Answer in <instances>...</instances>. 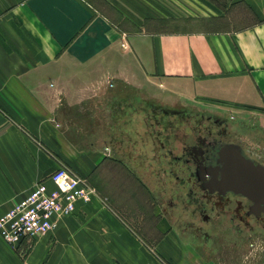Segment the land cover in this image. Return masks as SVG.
<instances>
[{
    "label": "crops",
    "instance_id": "0c3cea01",
    "mask_svg": "<svg viewBox=\"0 0 264 264\" xmlns=\"http://www.w3.org/2000/svg\"><path fill=\"white\" fill-rule=\"evenodd\" d=\"M172 3L0 0V215L60 165L94 189L32 244L0 238V264H264L230 227L210 253L145 174L169 159L150 127L188 107L264 149V0ZM195 5L211 14L171 15Z\"/></svg>",
    "mask_w": 264,
    "mask_h": 264
},
{
    "label": "flooded vegetation",
    "instance_id": "af4514ba",
    "mask_svg": "<svg viewBox=\"0 0 264 264\" xmlns=\"http://www.w3.org/2000/svg\"><path fill=\"white\" fill-rule=\"evenodd\" d=\"M180 118L183 121L187 119L185 115ZM171 122L157 121L156 126L161 128L158 134L164 139L160 147L164 155L169 157L166 169L161 163L158 169L161 168L160 172L165 178L164 190L168 194V204L177 215L174 221L187 225L186 228L206 239L211 232L214 235L221 229V226L213 225L218 220L223 226L225 222L227 227L238 232L251 234L256 230L264 231V212L254 210L251 203L238 193L217 189L208 176L202 179L204 173L208 175L217 166V151L222 145H238L243 157L262 166L264 152L246 149L242 142L230 137L231 133L220 121L210 125L194 123L187 129L185 127V132L178 138L177 134L169 131Z\"/></svg>",
    "mask_w": 264,
    "mask_h": 264
},
{
    "label": "built area",
    "instance_id": "2783aa9c",
    "mask_svg": "<svg viewBox=\"0 0 264 264\" xmlns=\"http://www.w3.org/2000/svg\"><path fill=\"white\" fill-rule=\"evenodd\" d=\"M52 189L42 182L34 183L29 193L0 215V238L9 245L21 239L44 235L57 220L71 213L78 200L87 202L94 195L84 177L60 165L48 175Z\"/></svg>",
    "mask_w": 264,
    "mask_h": 264
},
{
    "label": "rangeland",
    "instance_id": "374dc122",
    "mask_svg": "<svg viewBox=\"0 0 264 264\" xmlns=\"http://www.w3.org/2000/svg\"><path fill=\"white\" fill-rule=\"evenodd\" d=\"M178 1V0H177ZM221 2L223 0H220ZM173 6H174V0H173ZM223 6V5H221ZM188 8L190 9V11H186V12H183V16L180 15L181 13L177 12V11H172V16L173 17H177V18H189V17H196V16H207V15H210L211 12L206 8L204 7L205 9L207 10H203L202 7H200L199 5H195V6H188ZM244 8L245 6L244 5H241L239 10L237 11L236 14H238L240 17H241V21L243 22L245 20V15H244ZM186 13V14H184ZM244 15V16H243ZM243 16V17H242ZM184 113L185 117L187 118L186 121L183 119H181L178 115L179 113L178 112H173L171 118L169 119L168 115H165L167 117V120L164 121L162 119V122H168L169 120L172 121L171 124H172V127L169 129V131L171 130L172 132H174L176 135V137H181L182 133L185 132V130L190 126V125H193L194 123H199L200 125H210V124H213L215 121H220L221 125H223L225 127V129L231 133L230 134V137H233V138H236L238 141L242 142L243 146L246 148V149H251L253 151H257V152H261L263 153L264 150L262 149H259L261 147L260 146V143L259 142V139H253L250 135L249 137L251 138V141H246L244 139V135L242 132H244V127H243V124L242 123H239V124H236V130L233 129V125H231V122L232 121L229 117H228V114L225 112L224 114H221L220 116L217 114L216 111H214L211 107H188L187 109H185V111L182 112V114ZM156 114L158 116L160 115H163L161 113V111L159 112H156ZM161 117V116H160ZM158 121H161L160 118H158ZM185 122V123H184ZM175 125V126H174ZM188 126V127H187ZM232 126V128H231ZM186 127V129H185ZM215 127V126H214ZM150 132H154L153 136H155V142L153 144L154 146V149H156V153L159 154L161 152H163L162 148L160 147V144L158 143V138L161 139L160 137L161 136H157V134L162 131L160 127L156 126L155 124H153L150 129H149ZM163 134V132H161V135ZM174 135V134H173ZM171 135V136H173ZM258 137V136H257ZM166 140H169L171 142L172 139H166ZM173 142V141H172ZM168 141L166 142V145H167ZM141 145H142V141H141ZM147 147V146H146ZM167 147V146H166ZM150 179L156 181L155 183V186H156V190L157 191H161L162 188L160 187V183L162 180H164V175L162 174V172L160 171H155V172H151V173H145ZM146 176V178H147ZM86 180V179H85ZM87 182V180H86ZM87 184L89 185V183L87 182ZM90 186V185H89ZM173 223H177V224H180L179 222L177 221H174L173 220ZM215 226H221V228H227V224L224 222V226L223 224L219 223V220L218 221H215L214 224ZM213 225L212 228H213ZM181 226H184V227H187V225L183 224ZM217 233V232H216ZM216 233H213L211 232L210 235L208 236V238H203L200 234H197L198 236L195 237V239L202 243L205 248L207 250H209L210 253L211 250H213L214 248V251H217L219 250V248H221V246H224V245H227V244H232L234 241L233 239L235 237H222V236H218ZM237 233V237H236V240L237 242H240V239L242 240L243 243H246V244H252V245H261L263 246L264 245V232L263 231H254L253 233H246V232H238L236 231ZM200 235V236H199ZM36 237H32V238H26V244H32V242L35 240ZM9 245V244H8ZM10 246H14V245H10ZM226 248V246H225Z\"/></svg>",
    "mask_w": 264,
    "mask_h": 264
},
{
    "label": "water",
    "instance_id": "95a60500",
    "mask_svg": "<svg viewBox=\"0 0 264 264\" xmlns=\"http://www.w3.org/2000/svg\"><path fill=\"white\" fill-rule=\"evenodd\" d=\"M216 164L202 179L208 176L217 189L238 193L254 210L264 212V166L243 157L236 144L222 145L217 151Z\"/></svg>",
    "mask_w": 264,
    "mask_h": 264
}]
</instances>
